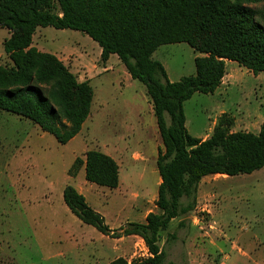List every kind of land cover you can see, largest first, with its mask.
<instances>
[{"label":"rangeland","instance_id":"obj_1","mask_svg":"<svg viewBox=\"0 0 264 264\" xmlns=\"http://www.w3.org/2000/svg\"><path fill=\"white\" fill-rule=\"evenodd\" d=\"M250 7L264 27V3ZM10 37L11 31L0 27V67L13 66L4 49ZM32 48L56 56L79 83L89 82L94 99L82 134L67 145L30 120L0 112V264H110L119 258L131 264L147 259L142 239L104 236L82 223L63 199L65 188L73 186L115 230L144 223L149 213L159 212L157 159L163 144L156 118L152 124L148 113L145 86L127 78L117 56L103 63L99 45L80 32L39 28ZM199 56L189 45L176 44L160 47L153 59L164 65L171 82H179L195 75ZM226 72L234 76L230 86L213 95L197 93L184 104L192 137L211 136L222 115L232 123L230 132L259 134L264 73L255 75L234 62ZM106 125L110 133L126 138L115 150L120 185L84 189L85 173L75 162L85 161L89 151L105 149ZM181 222L174 220L161 234L165 264H264V168L251 175L204 178L196 211L183 227Z\"/></svg>","mask_w":264,"mask_h":264},{"label":"trees","instance_id":"obj_2","mask_svg":"<svg viewBox=\"0 0 264 264\" xmlns=\"http://www.w3.org/2000/svg\"><path fill=\"white\" fill-rule=\"evenodd\" d=\"M264 0H0V27L11 31L4 49L12 67H0V112L30 120L67 145L91 114L94 91L79 83L56 56L32 48L39 28L72 30L90 37L107 63L117 56L132 80L142 83L153 103L162 140L157 168L161 178L156 207L144 223L115 230L73 186L63 199L85 225L115 240L137 236L149 257L131 264H165L161 234L174 220L197 209L202 180L208 176L251 175L264 168V123L258 135L230 132L222 115L207 140L186 128L184 104L197 93L213 95L226 76V62L255 75L264 73V27L250 7ZM58 7L59 12L55 9ZM187 44L196 53L195 75L171 82L164 65L153 59L164 45ZM88 183L117 189L119 166L99 151H89L84 167ZM172 235L169 239L174 240ZM110 264H129L119 258Z\"/></svg>","mask_w":264,"mask_h":264},{"label":"crops","instance_id":"obj_3","mask_svg":"<svg viewBox=\"0 0 264 264\" xmlns=\"http://www.w3.org/2000/svg\"><path fill=\"white\" fill-rule=\"evenodd\" d=\"M101 53V52H100ZM203 55H201V57H202ZM200 57V56H199ZM228 64H231V62L230 61H227L226 62V71H227V66H228ZM227 77L229 78V83H227L226 82V79H227ZM127 78L131 81L132 80V78H131V76L128 74V76H127ZM233 78H234V76H232V75H229V76H227V72H226V76L224 77V79H223V83H222V85H221V87L216 91V92H218L219 90H221L223 87H225V86H230L231 85V82L233 81ZM215 92V93H216ZM145 102L148 104V110H149V114H150V116H151V120H152V124H155V121L153 120V115H154V110H153V103H152V101H151V99L149 98V96L148 95H146V97H145ZM142 111H144V109L142 108ZM155 117V116H154ZM154 122V123H153ZM158 127V126H157ZM84 126H83V129H82V131L80 132V134L78 135V136H76L74 139H76V138H78L81 134H82V132H83V130H84ZM109 128H110V126L109 125H106V127L104 128L105 129V134H106V137L107 138H109L106 142H105V149H103L102 150V153H104L105 155H107V156H109V157H111L112 159H114L116 162H117V164H118V159H117V157H116V152H115V150H116V147L118 146V145H120L121 143H122V141H126V138L125 137H123V136H121V137H118L115 133H110L109 132ZM143 129V128H142ZM154 129H155V127H154ZM210 137V135H206L204 138H202V140H207L208 138ZM127 138H129V137H127ZM73 139V140H74ZM72 140V141H73ZM71 142V141H70ZM69 142V143H70ZM108 145H111V149L110 148H108L109 146ZM113 149V150H112ZM119 165V164H118ZM83 171H84V173H85V177H86V171H85V166L83 167ZM120 171V170H119ZM217 176H220V175H217ZM204 180V179H203ZM202 180V181H203ZM160 183H161V181H160ZM202 183V182H201ZM91 183H88L87 181H84V189H86L87 187H88V185H90ZM201 185V184H200ZM82 187V186H81ZM80 194H82L83 196H84V194L83 193H80ZM85 197V196H84ZM86 199V198H85ZM127 238H139V237H137V236H132V237H127ZM139 239H141V238H139Z\"/></svg>","mask_w":264,"mask_h":264}]
</instances>
